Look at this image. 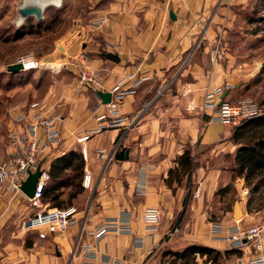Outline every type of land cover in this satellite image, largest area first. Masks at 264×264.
I'll use <instances>...</instances> for the list:
<instances>
[{
  "label": "crops",
  "instance_id": "crops-1",
  "mask_svg": "<svg viewBox=\"0 0 264 264\" xmlns=\"http://www.w3.org/2000/svg\"><path fill=\"white\" fill-rule=\"evenodd\" d=\"M97 1L100 4L91 12V23L103 20V24L94 30L91 26L78 30L85 41L79 42L76 38L59 41L56 44L59 53L54 50L49 60L41 61L43 68L53 65L52 61L63 62L68 71L50 86L52 93L48 102L53 104L50 109L62 116V124L60 142L46 158L45 170L57 156L71 149L78 150L74 144L77 138L104 126L100 134L85 142L84 172H90L94 178L88 214L84 222V217L77 215L76 225L51 238L52 254L34 252L26 263L83 264L81 247L88 241L84 233L127 212L132 216V235L108 233L98 245L97 264H160L156 255L147 258L144 251L151 245L141 220L146 207L159 208L162 217L161 231L152 247L164 243L171 249H179L190 244L186 242H192L219 251L229 250L209 233V214L205 207V200L214 194L220 173L195 169L192 185H200L206 199L202 196L197 202L191 199L192 194L191 202L185 205L184 192L188 189L170 186L167 179L173 161L185 150H190L195 158L208 152L212 159L225 149L231 154L229 131L213 121L214 112L196 109L189 113L186 106L201 104L205 86L232 82L235 88L229 94H233L251 79L247 72L239 73L241 67H232L234 58L224 50L223 57L221 53L219 59H212L213 53L220 52L218 38L224 30L219 25L223 17L231 14L230 7L241 0ZM212 45H216V50ZM82 53L91 68L100 70L103 92L113 95L111 91L119 82L125 90L138 79L146 78L119 105L125 120L120 126L106 128L108 120L99 121L103 109L95 111L101 104L96 92L94 96L85 95L87 91L78 85ZM109 53L117 55L119 62L107 60ZM116 147V153L123 149L129 151L127 160L113 159L107 163L99 158L97 151L110 154ZM241 211V222L254 221V216H258V213H246L242 207ZM220 217L222 224L232 220L229 211ZM16 218L9 214L1 217L0 230L4 225L6 229L12 227L15 236ZM172 223L192 225L193 234L162 242L166 226ZM82 228L83 233L79 235ZM136 239H143V249L134 247ZM248 257V252H241L239 256H230L225 264H235L237 258L245 262ZM22 262L25 264L23 259Z\"/></svg>",
  "mask_w": 264,
  "mask_h": 264
},
{
  "label": "rangeland",
  "instance_id": "rangeland-1",
  "mask_svg": "<svg viewBox=\"0 0 264 264\" xmlns=\"http://www.w3.org/2000/svg\"><path fill=\"white\" fill-rule=\"evenodd\" d=\"M24 3L25 5H31L28 0H0V165L9 162L7 154L12 152L9 147L10 141L7 139V134L12 131L9 125L16 119V116L21 110L28 107L33 102H41L45 106L43 109L49 112V110H51L50 105H53L48 102L50 99H48V97H50L52 93L49 92L51 90V82L57 80L58 77H63L62 75L68 74V71L64 69L65 63L58 61H52L53 65L44 66L45 69L40 68L31 72H26L21 69L18 73H9L7 72V67L16 64V61L25 55H31L39 62L42 60L46 62L47 59L49 60L48 56H50L54 50L56 53H59L56 47L59 41L67 42L75 38L79 42L85 41L86 38L82 36L83 34H78L80 30L90 26L93 28L92 30L99 28L92 25L94 22L91 23L93 18L91 12L100 4L97 0H62L60 6H48L44 9L42 18L40 19L41 21L35 20L34 17L24 19L20 17L17 10ZM232 6L233 7H230L231 14L228 15V17H223L224 20L219 25L220 29L224 30L221 38H218L219 42L217 41L219 43L220 52L216 51V53H213L212 59H219L218 57H221L222 50H224L223 52H226L228 56L234 58L235 63L232 67H241L239 73L245 74V72H247L248 76H251V79L246 81L245 84H242V88H238V92H233V94H229V92L233 91L235 88L232 82L220 84V86L217 87L205 86L201 102L203 101L206 90L209 92L220 91L222 92L220 96L222 101L236 104L239 101L249 100L253 104H257L260 110H262L261 115H264V0H241L237 5ZM39 21L40 23L38 25ZM19 30L23 33L21 34L23 36L17 39L16 32ZM215 46L213 47L212 45V49L216 50ZM84 57L87 56L84 55ZM79 59L81 65L80 56ZM68 67H70V65ZM86 67L91 68L89 61ZM49 68L54 70L51 71L52 69ZM96 70L102 85V89L99 91L103 92L100 70ZM121 87L119 90L114 89L111 91L113 96H116L118 91H122ZM132 88L133 86L129 89ZM136 88L137 86L133 88L134 93L136 92ZM215 88H217L218 91H214ZM83 90L87 91L84 92L85 95L94 96L91 88L84 87ZM59 104L62 103L60 102ZM200 105L194 107L195 111L197 108H200ZM188 106L192 107V104ZM120 116L122 115L120 114ZM60 124H62V121ZM235 129L228 132L229 141ZM74 144L76 149L80 150L81 144H78L77 140ZM231 145V154L225 149L224 153L221 152L216 156L212 154V156H214L212 159L208 156V152H205L202 156L198 155L196 158L193 156V158L196 159L195 164L198 171L204 169L206 171L212 170L220 173L213 196L207 200L206 193H202L201 186L192 185V178L196 170L193 171L191 175L188 184L190 188L188 191L184 192V195L187 196L186 204L191 202L188 197L190 198L192 194L193 196L191 199L197 202L202 196L204 200L206 199L205 207L209 214L207 218L208 224L222 223L220 215L225 211H229L232 215L235 201L239 202L240 211L242 207L248 214L254 215L258 213L257 217L254 216V221L248 223L244 221L241 222L243 219L242 217L235 220L232 219L231 222L228 223H239L243 228L253 225L260 220H264V185L259 190L252 191L255 182L251 181V183L247 185L244 177L237 178L234 175L231 168L233 166V157L237 146L232 142ZM93 186L94 178H92L89 189L83 188L85 193L77 195L70 206L64 207L76 208L79 213L78 217H84L82 222L85 221V217L88 214V207L90 206L89 192H92ZM186 186L185 179H183L181 187L184 188ZM198 189H200L199 195L196 197L195 193H197ZM63 192L62 199L66 202L68 194L73 192L72 189L69 188L64 189ZM54 208L55 207H50V204H44L42 202L40 207L31 208L30 203L21 192L14 191L6 184L0 185V218L7 214L12 217H17V224L14 226L15 236L12 235V227L6 229V225H4L0 230V264H12V262L13 264H24L22 259L25 261V264H27L26 261H28L29 255H32L34 252L42 251V253L45 254L47 252L50 254L53 253L54 248L51 241V238L54 237L53 235H46L44 238H40L39 232H25L23 230V224L36 213ZM161 222L159 234L161 231ZM185 226L188 225L182 226V224L174 223L167 225L163 235L164 241L162 242H168L170 240L172 242L173 240H177L178 237H184L182 229ZM188 227L187 234L190 237L193 234L192 225ZM175 228L178 229V233L173 237H167L166 234ZM82 230L83 228L80 230L79 235L83 233ZM208 230L209 233H211L210 225L208 226ZM87 233H84V235L86 234L87 236ZM89 241L90 239L88 238L87 242ZM186 243L193 244L192 242ZM96 245L98 248L99 244ZM140 248L143 249V245ZM167 248H169V246L164 243L156 249L150 245L146 248L147 250L151 249V254L147 258L156 255L160 263L161 253ZM147 250H144L146 256ZM163 260L167 262L168 259L164 258ZM197 261L199 264L202 263V259L200 258H198ZM220 262L221 264H225L226 260H221Z\"/></svg>",
  "mask_w": 264,
  "mask_h": 264
},
{
  "label": "built area",
  "instance_id": "built-area-1",
  "mask_svg": "<svg viewBox=\"0 0 264 264\" xmlns=\"http://www.w3.org/2000/svg\"><path fill=\"white\" fill-rule=\"evenodd\" d=\"M103 20H96L92 25L100 27ZM81 69L79 71L78 85L81 88L89 87L96 91L102 89L99 75L96 69L86 67L88 59L81 55ZM16 64H19L23 71H32L43 68L41 62L36 60L31 55L20 57ZM133 77V76H131ZM146 78L138 79L134 84L138 86ZM119 82L115 90H119L122 86ZM118 91L117 95L111 98V102L107 105L100 104L104 113L100 115L99 121H107L106 128H115L120 126L125 120L120 116L119 105L122 103L125 96L133 95L134 90ZM214 91H218L217 88ZM222 92H209L205 91L203 101L201 102L199 111L204 112L211 110L214 112L213 121L219 123L228 131L239 127L244 121L255 118L262 114L257 104L251 101H239L236 104H230L227 101H222L220 96ZM44 104L41 102H33L28 107L20 111L16 119L9 125L12 129L7 134V139L10 141L9 147L12 150L8 153V163L0 165V185H7L16 192H20L21 184L26 180L29 174L35 173L37 167L40 165L41 176L39 177L36 185V191L32 199L26 198L30 203L31 208H38L41 205L40 196L43 188L48 182V174L44 167V161L50 152L57 147L61 137V121L62 116L52 110L45 111ZM196 106H188V112H194ZM104 129L101 126L91 132H87L81 137L77 138V143L81 144V152L84 161L87 160V151L85 142L93 136L100 134ZM117 147L114 148L110 154L103 151H97L99 158L106 160L107 163L113 160V155L116 153ZM92 182V175L90 172L85 171L82 180V187L89 189ZM199 190L195 193L196 197L199 195ZM76 208L64 209H50L36 213L33 217L26 220L23 224L25 232L36 231L39 232L40 238L46 235H53L63 233L70 227L76 225V217L78 215ZM161 222V213L158 208L146 207L142 214L143 231L150 244L154 246L156 236L159 233V226ZM188 226L182 229L184 236H188ZM210 234L215 241H219L227 246L229 250H242L248 252L247 261L243 262L237 258L235 264H264V220L247 226L241 227L239 223L222 224L210 223ZM115 233L118 235H131L132 234V216L125 212L120 217L106 220L92 231L87 233L89 242L82 245L81 254L83 264H97L98 261V248L101 240L108 234ZM178 233L175 228L166 234L167 237H173ZM213 234V235H212ZM86 235V234H85ZM143 239H136L134 247H142ZM156 249V246L153 247ZM151 250V249H150ZM147 250L149 257L151 251Z\"/></svg>",
  "mask_w": 264,
  "mask_h": 264
},
{
  "label": "trees",
  "instance_id": "trees-1",
  "mask_svg": "<svg viewBox=\"0 0 264 264\" xmlns=\"http://www.w3.org/2000/svg\"><path fill=\"white\" fill-rule=\"evenodd\" d=\"M21 34L23 33L20 30L16 32L17 39L23 36ZM230 141L237 146L231 171L237 178L244 177L247 185L251 181L255 182L252 191L259 190L264 185V115L244 121L234 130ZM173 162L174 167L169 171L167 183L170 186L175 184L176 187H180L185 179L186 189H189L188 184L196 168L191 151L185 150ZM84 167L85 161L81 150L71 149L54 158L46 171L49 179L41 192V202L55 208L70 206L77 195L84 191L82 187ZM68 188L72 189L73 193L68 194L65 202L62 199L63 191ZM186 199L187 196L183 199L184 205ZM241 252L242 250L237 249L219 251L193 243L179 249H165L161 253V261L164 258L168 260L160 261V264H199L198 258L202 259L201 264H221V260H227L233 255L239 256Z\"/></svg>",
  "mask_w": 264,
  "mask_h": 264
},
{
  "label": "water",
  "instance_id": "water-1",
  "mask_svg": "<svg viewBox=\"0 0 264 264\" xmlns=\"http://www.w3.org/2000/svg\"><path fill=\"white\" fill-rule=\"evenodd\" d=\"M45 8V7H44ZM44 8H40L37 6H30L23 4L18 8V14L21 18L34 17L35 20H40L42 18V13ZM170 17L174 20L172 13H170ZM106 59L113 62L118 63L119 59L117 55L109 53L106 55ZM21 66L19 64H13L7 67V72L9 73H18L21 71ZM97 97L100 99L101 104L106 105L111 101V94L108 92L96 91ZM129 151L127 149H123L118 153L113 155V159L115 161H124L128 159ZM41 176L40 165L37 167L35 173L29 174L26 180L20 186V192L28 199H32L34 197L36 191V185L39 177ZM243 213L239 209V202L235 201L233 204L232 210V219L235 220L237 218H242Z\"/></svg>",
  "mask_w": 264,
  "mask_h": 264
},
{
  "label": "bare ground",
  "instance_id": "bare-ground-1",
  "mask_svg": "<svg viewBox=\"0 0 264 264\" xmlns=\"http://www.w3.org/2000/svg\"><path fill=\"white\" fill-rule=\"evenodd\" d=\"M28 1L31 4L30 6H37L40 8H44V7L47 8L48 6H60L62 2V0H28Z\"/></svg>",
  "mask_w": 264,
  "mask_h": 264
}]
</instances>
